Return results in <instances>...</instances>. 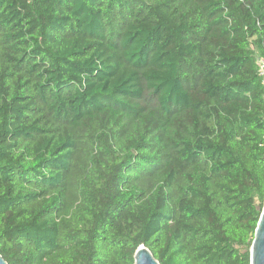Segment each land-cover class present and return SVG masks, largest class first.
<instances>
[{"label":"trees","instance_id":"obj_1","mask_svg":"<svg viewBox=\"0 0 264 264\" xmlns=\"http://www.w3.org/2000/svg\"><path fill=\"white\" fill-rule=\"evenodd\" d=\"M258 57L264 0H0L6 264H250Z\"/></svg>","mask_w":264,"mask_h":264},{"label":"water","instance_id":"obj_2","mask_svg":"<svg viewBox=\"0 0 264 264\" xmlns=\"http://www.w3.org/2000/svg\"><path fill=\"white\" fill-rule=\"evenodd\" d=\"M0 264H6L1 256ZM134 264L158 263L144 246H140L134 254ZM250 264H264V206L250 248Z\"/></svg>","mask_w":264,"mask_h":264},{"label":"built area","instance_id":"obj_3","mask_svg":"<svg viewBox=\"0 0 264 264\" xmlns=\"http://www.w3.org/2000/svg\"><path fill=\"white\" fill-rule=\"evenodd\" d=\"M257 73L261 81V85L264 88V58L258 57L256 60Z\"/></svg>","mask_w":264,"mask_h":264}]
</instances>
